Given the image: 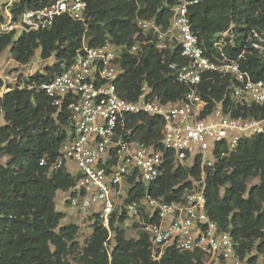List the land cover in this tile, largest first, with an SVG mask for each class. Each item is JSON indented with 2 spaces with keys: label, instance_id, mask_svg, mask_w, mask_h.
I'll list each match as a JSON object with an SVG mask.
<instances>
[{
  "label": "trees",
  "instance_id": "16d2710c",
  "mask_svg": "<svg viewBox=\"0 0 264 264\" xmlns=\"http://www.w3.org/2000/svg\"><path fill=\"white\" fill-rule=\"evenodd\" d=\"M53 0H19L15 12L41 7ZM86 25L68 16H59L50 28L0 38V55L7 49L13 58L29 63L40 49L42 59L55 56L45 72L31 75L24 85L14 86L0 96V264H200L202 255L167 248L160 261L152 258L148 235L129 238L123 227L125 214L113 217V236L94 223L93 232L81 247L80 227L75 222L61 225L65 212L56 207V194L66 191L76 180L66 168L51 169L66 137L69 120L58 113L50 97L38 87L29 85L49 81L63 72L82 45L83 35L91 46L110 39L118 44L141 43L139 54L124 55L125 72L118 78L120 96L135 99L140 85L147 81L155 87L162 101L182 99L188 87L179 82L173 62H182L180 49L159 50L154 31L145 33L136 20H153L166 28L172 7L179 0H87ZM193 30L208 51L227 32L224 52L239 58L241 68L256 80L264 81V0H203L190 7ZM233 40V42L230 41ZM234 43V44H233ZM257 44V46H255ZM200 85L208 101L225 98L234 115L264 118V103L236 105L231 100L230 76L206 75ZM3 80L0 78V91ZM128 127L131 137L164 149L163 120L148 115H132ZM163 176L149 187L154 196L167 200L178 198L191 186L190 177H200V167L173 164L172 153ZM206 170L207 210L223 228H231L242 256L246 252L264 253V132L240 140L229 156H220ZM45 157L47 164L41 165ZM5 159V162L3 160ZM259 181L249 187L252 178ZM146 191L144 185L130 192L129 200ZM108 243V246L105 243Z\"/></svg>",
  "mask_w": 264,
  "mask_h": 264
},
{
  "label": "built area",
  "instance_id": "2783aa9c",
  "mask_svg": "<svg viewBox=\"0 0 264 264\" xmlns=\"http://www.w3.org/2000/svg\"><path fill=\"white\" fill-rule=\"evenodd\" d=\"M17 1L0 0V38L50 28L59 16L87 23V0H53L15 12ZM201 1L179 0L172 7L166 28L153 20H136L145 33L154 31L159 50L180 49L183 61L170 63L169 68L188 87L182 99L162 101L147 81L141 83L135 99L120 96L117 81L125 72L124 55L139 54L141 43L118 44L106 39L101 45L91 46L85 35L63 72L28 88L44 90L57 112L69 120L66 137L49 173L64 167L76 177L64 192L68 194L66 204L80 217L76 223L80 234L83 226L92 223L94 229V223L99 221L108 231L107 240H111L112 218L125 214L123 227L128 237L148 235L156 261L173 247L201 254L200 264H264V253L248 251L242 256L231 228L221 227L207 210L206 170L215 165L217 152L229 156L241 139L263 133L264 118L234 115L225 98L212 102L204 98L200 85L209 73L230 76L232 102L251 106L264 103V81L254 79L241 68L242 54L235 59L224 52L227 32L214 45L218 55L202 44L190 19V7ZM0 78L3 96L14 87L9 77L0 74ZM140 114L163 120V150L131 137L128 124L133 121L132 115ZM168 151L174 165L200 167V177H190L191 186L172 200L149 191L165 172ZM47 162L43 157L40 164ZM138 184L146 187L145 193L129 200Z\"/></svg>",
  "mask_w": 264,
  "mask_h": 264
},
{
  "label": "rangeland",
  "instance_id": "374dc122",
  "mask_svg": "<svg viewBox=\"0 0 264 264\" xmlns=\"http://www.w3.org/2000/svg\"><path fill=\"white\" fill-rule=\"evenodd\" d=\"M55 62V56L53 55L49 59H42L40 55V49L36 51V54L32 58V60L27 64H21L17 62L11 52L10 49L7 48L1 55H0V74L10 78V85L17 86V85H24L26 80L36 72H45L46 65H53ZM4 114L3 112L0 113V125L4 124ZM5 162V159L3 160ZM259 178H252L249 181V187L253 184L257 183ZM68 197L67 192L58 191L56 194L55 202L56 207L59 211L65 212V217L61 220V225H66L70 222L78 223L80 221V217L76 216V212L71 209L66 204V198ZM87 223V222H86ZM82 232V230H84ZM93 232V224L85 225L81 229V234L78 236V240L81 244V247L85 245L86 238L90 236Z\"/></svg>",
  "mask_w": 264,
  "mask_h": 264
}]
</instances>
